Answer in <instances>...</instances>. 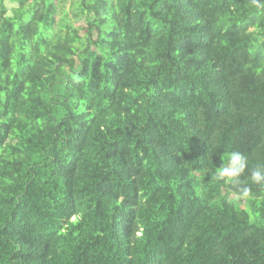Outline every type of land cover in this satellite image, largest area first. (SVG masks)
Wrapping results in <instances>:
<instances>
[{"label":"trees","instance_id":"trees-1","mask_svg":"<svg viewBox=\"0 0 264 264\" xmlns=\"http://www.w3.org/2000/svg\"><path fill=\"white\" fill-rule=\"evenodd\" d=\"M231 151L264 166L253 0H0V264H264Z\"/></svg>","mask_w":264,"mask_h":264},{"label":"clouds","instance_id":"clouds-1","mask_svg":"<svg viewBox=\"0 0 264 264\" xmlns=\"http://www.w3.org/2000/svg\"><path fill=\"white\" fill-rule=\"evenodd\" d=\"M257 8L264 9V0H253ZM222 164L217 168L216 177L220 180L234 182L239 186L237 197L246 199L249 197L251 188L247 186L248 180L257 186H264V166L255 169L249 168L248 157L241 151H231L221 156ZM248 175L247 179H241Z\"/></svg>","mask_w":264,"mask_h":264}]
</instances>
